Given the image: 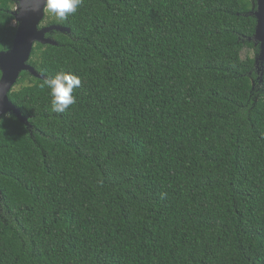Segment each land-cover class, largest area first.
I'll return each instance as SVG.
<instances>
[{
  "label": "trees",
  "instance_id": "obj_1",
  "mask_svg": "<svg viewBox=\"0 0 264 264\" xmlns=\"http://www.w3.org/2000/svg\"><path fill=\"white\" fill-rule=\"evenodd\" d=\"M0 0V53L16 33ZM254 0L47 9L0 119V264H264V63ZM81 80L51 110L41 84ZM1 77V73H0Z\"/></svg>",
  "mask_w": 264,
  "mask_h": 264
},
{
  "label": "water",
  "instance_id": "obj_2",
  "mask_svg": "<svg viewBox=\"0 0 264 264\" xmlns=\"http://www.w3.org/2000/svg\"><path fill=\"white\" fill-rule=\"evenodd\" d=\"M11 1L16 4V10H13L16 33L11 49L0 53V119L14 114L20 123L28 126L26 118H23L12 105L8 95L21 73L27 72L30 76L39 78L34 68L28 64L35 44L56 45L50 37L46 36L53 32L65 33L68 29L55 25L40 27L47 9L43 0ZM254 1L256 9L252 12V16L256 20V27L252 41L259 46L255 63L262 66L264 63V0Z\"/></svg>",
  "mask_w": 264,
  "mask_h": 264
},
{
  "label": "clouds",
  "instance_id": "obj_3",
  "mask_svg": "<svg viewBox=\"0 0 264 264\" xmlns=\"http://www.w3.org/2000/svg\"><path fill=\"white\" fill-rule=\"evenodd\" d=\"M43 2L47 11L58 21H64L76 13L82 4V0H43ZM32 10L35 11V9ZM80 85L81 80L77 75L70 72H58L54 77L46 79L41 87L49 92L51 110L55 113H64L76 102L73 91Z\"/></svg>",
  "mask_w": 264,
  "mask_h": 264
},
{
  "label": "rangeland",
  "instance_id": "obj_4",
  "mask_svg": "<svg viewBox=\"0 0 264 264\" xmlns=\"http://www.w3.org/2000/svg\"><path fill=\"white\" fill-rule=\"evenodd\" d=\"M13 10L15 11L16 10V4L14 3L13 4ZM46 12V11H45ZM49 13V12H48ZM51 18H55L53 15H51ZM253 46L256 48V47H258V44H256V43H254L253 42ZM258 54H259V52L258 53H256L255 52V50L252 48V49H249V48H247V47H245V48H243V50H242V52H241V58L243 59V60H245V59H247V58H249V59H257V57H258Z\"/></svg>",
  "mask_w": 264,
  "mask_h": 264
}]
</instances>
